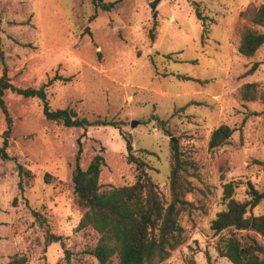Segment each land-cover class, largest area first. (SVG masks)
Listing matches in <instances>:
<instances>
[{"label": "rangeland", "instance_id": "1", "mask_svg": "<svg viewBox=\"0 0 264 264\" xmlns=\"http://www.w3.org/2000/svg\"><path fill=\"white\" fill-rule=\"evenodd\" d=\"M152 1L123 0L102 12L91 0H0V75L5 67L20 88L70 76L46 88L49 107L116 124L64 128L45 120L40 100L5 93L13 123L9 159L0 161V264L12 256L23 264H98L86 253L97 235L75 230L77 140L82 168L102 154L100 184L107 190L135 181L123 135L167 202L171 140L193 164L187 176L193 191L185 197L192 208L180 215L186 240L161 264H230L217 255L209 226L223 209V184L239 182L240 201L248 199L246 182L264 191V170L255 163L264 162V99L246 102L240 95L254 83L264 96V45L252 58L237 52L248 26L241 12L264 0H158L151 8ZM196 9L208 18L204 23ZM220 125L233 134L210 150V134ZM5 129L0 111V147ZM251 213L264 214V200ZM49 234L61 241L48 242ZM257 239L264 247V237Z\"/></svg>", "mask_w": 264, "mask_h": 264}, {"label": "trees", "instance_id": "2", "mask_svg": "<svg viewBox=\"0 0 264 264\" xmlns=\"http://www.w3.org/2000/svg\"><path fill=\"white\" fill-rule=\"evenodd\" d=\"M95 11L110 12L123 0L104 2L91 0ZM196 18L204 23L208 18L196 9ZM95 14L91 16V19ZM240 17L248 23L240 32L237 52L245 58H252L264 45V5H249ZM148 32L153 38L152 29ZM1 55V51H0ZM254 63L247 74L258 67ZM72 77L55 74L38 88H20L13 85L4 67L0 75V111L6 123L2 134L0 161L9 159L8 141L12 129V118L5 103V93L10 92L25 99H38L43 104V117L46 121L64 128L111 126L115 123L106 120L89 121L79 117L69 109L49 107L46 88L56 81L69 82ZM241 99L253 102L264 99L257 93V85L244 84L240 89ZM163 126V122H160ZM168 133V132H165ZM233 129L220 125L209 137L208 148L215 150L228 144ZM127 152V162L136 170L135 181L131 185L111 186L103 190L100 184L101 168L104 158L101 153L92 157L86 168L80 165L82 153L81 141L77 140V152L71 175L73 204L81 217L76 231L90 229L97 235L94 247L86 253L96 259L98 264H109L116 260L118 264H161L186 240L180 225V215L192 208L185 197L193 191L192 182L187 179L192 162L186 158L178 140L170 141L169 194L167 202L157 185L147 172L148 165L133 153L131 139L122 136ZM102 149V148H101ZM264 170V162L256 161ZM48 175L45 176V178ZM239 182L229 181L222 185L223 209L210 221V230L215 236V250L220 258L230 264H264V247L257 237H264V214L253 215L252 210L264 200V191H258L250 182H246L245 193L248 199L237 200L234 197ZM47 241L58 243L59 236L49 234ZM68 255V253H67ZM209 261V260H208ZM24 258L12 256L6 264H23Z\"/></svg>", "mask_w": 264, "mask_h": 264}, {"label": "water", "instance_id": "3", "mask_svg": "<svg viewBox=\"0 0 264 264\" xmlns=\"http://www.w3.org/2000/svg\"><path fill=\"white\" fill-rule=\"evenodd\" d=\"M157 1H158V0H153L152 2H150V4H149L150 7H151V8H154V7L156 6V4H157ZM131 125H133V123H131Z\"/></svg>", "mask_w": 264, "mask_h": 264}]
</instances>
